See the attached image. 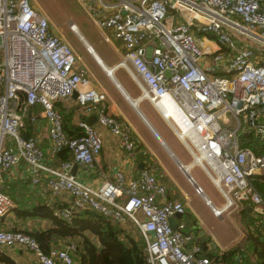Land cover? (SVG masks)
I'll return each instance as SVG.
<instances>
[{"label":"built area","instance_id":"obj_1","mask_svg":"<svg viewBox=\"0 0 264 264\" xmlns=\"http://www.w3.org/2000/svg\"><path fill=\"white\" fill-rule=\"evenodd\" d=\"M81 1L97 26L109 31L106 41L113 37L122 43L118 66L143 99L161 112L173 105L181 114L186 126L181 134H187L182 143L225 200L216 207L189 176L213 214L221 217L244 202L263 214L255 182L264 178V154L242 140L254 135L264 141V0ZM0 57V175L24 165L34 187L47 186L56 197L67 194L69 206L62 215L68 222L82 210L121 223L130 219L145 241L147 264H215L201 256L196 237L185 233V219L173 227L171 219L183 218L187 208L168 197L151 161L137 178L120 173L116 182L100 187L72 173L75 164L94 168L104 145L88 119L79 122L81 137L65 134L57 104L75 96L86 115L96 114L97 122L120 138L131 160L141 151L131 126L109 113L106 92L93 85L73 47L31 0H0ZM36 106L47 121L53 154L68 147L73 161L52 166L39 139L22 134L27 117L37 124L38 114L27 111ZM14 207L0 185V217ZM16 247L39 264H77L69 249L53 246L45 252L31 235L0 228V252Z\"/></svg>","mask_w":264,"mask_h":264},{"label":"rangeland","instance_id":"obj_2","mask_svg":"<svg viewBox=\"0 0 264 264\" xmlns=\"http://www.w3.org/2000/svg\"><path fill=\"white\" fill-rule=\"evenodd\" d=\"M31 1L37 9L41 10L48 16L52 28L59 32L61 36L73 47L78 56V63L85 65L93 85L106 92V104L108 106L109 113L131 126L132 133L137 141L139 150L150 156V160H152V163L160 173V179L162 180L163 173H165L168 168H170L167 166L168 163L175 166L177 169L180 168V166L171 153L166 150L163 143L158 139L157 134L150 129L148 124L139 115L138 110L141 111L142 114H144L145 117H147V119L152 123L155 130L160 134V136L163 138L162 140L173 151L174 155L183 160V165L189 166L193 162V158L186 146L182 143L178 134H176L173 130V124L171 127V123L169 124V122L166 121V118H164V116L161 114L162 112L149 100L140 99V97H142L141 89L134 83L124 68L120 67L116 69V66L118 67L119 62L123 57L122 55H124L122 54V45L118 42L114 43V40H111V38L110 41H106V38L104 39V30L97 26V24L93 21L83 6L84 2L81 0ZM72 23L77 25V29L81 32L88 44L93 47L94 51L101 56L104 63L109 68L115 67L114 78L117 80L118 84H120L121 89L117 87L115 81L107 75V72H105L97 64L92 56V53L88 51L87 47L79 38V36L71 31L70 26ZM124 92L127 94V96H129L131 99L129 100L131 102H137V100H139V102L133 106L132 103L126 98L127 96ZM165 115L167 118H171L168 111H165ZM245 125L246 123L243 122V129ZM181 171L183 172L186 181L189 180L190 175L197 180L198 184L203 187L205 193L213 201L216 207H221L224 205L225 200L222 194L214 185L208 174L199 165L192 167L190 172H188V175L183 169ZM188 185L191 188V190H188V193H190L191 196H193V194L195 196H199L195 191V187L190 183H188ZM24 195H26L25 192ZM192 205L195 207L197 206L196 211L199 213L202 219L200 225L205 238H209L210 252H222V249L232 246L234 241L237 240V243H234L233 246H238L240 248V252L246 253L249 260L256 262V257L247 248L248 238L250 235H253V233L250 230L249 224L247 222L249 219L247 216H245L241 209H228L222 213L221 217H219L215 216L211 211L212 209L210 210L199 198H196V202H193ZM188 213L189 211L187 210V214ZM16 220H18L20 225H24L21 227V230H36L35 221L37 220L34 222H32V219H29V221L17 218ZM27 221L29 222L27 223ZM123 223L126 225V231L128 233L132 234L136 239L141 237L138 232L139 230L134 226L130 219L124 221ZM6 226L0 228L8 230L13 229L12 224L10 227ZM92 240L98 244L96 238L92 237ZM70 242L72 243V246L69 251L73 253L74 256H76L75 250L77 249L76 245L78 240H70ZM215 242L220 248H224L219 249ZM53 246L66 248L64 242L55 244ZM240 257L241 255L238 254V259H240Z\"/></svg>","mask_w":264,"mask_h":264},{"label":"trees","instance_id":"obj_3","mask_svg":"<svg viewBox=\"0 0 264 264\" xmlns=\"http://www.w3.org/2000/svg\"><path fill=\"white\" fill-rule=\"evenodd\" d=\"M224 50L225 48H223ZM27 111L30 115L33 111L36 112L33 109ZM61 111L64 114V132L67 137H81L84 134L83 129L79 125L71 123L73 114H68L64 109ZM22 134L26 138L35 136V125L28 117L26 128ZM242 144L252 147L258 154H264V141L254 135L244 137ZM140 154L143 157L147 156L142 152ZM57 157H60L59 163L73 161V154L68 147L59 151ZM18 179L19 177L6 182L8 184L4 185V188L1 186L15 204L11 213H14L18 219L46 220L50 226L34 231L17 228L11 230L22 231L31 235L39 242L45 252H49L53 245L62 240H78L75 250L76 256H74L77 264H147L144 239L142 237L136 239L126 231L121 222L94 210L77 211L73 214L72 220L68 222L63 218L62 211L69 205L59 207L50 205L34 194H30L29 197L24 195V192L27 194L24 191V181ZM255 184L264 201V178H258ZM244 203L245 206L239 209L249 219L247 222L253 235L248 238L247 248L256 257V262L249 260L247 254L240 252L238 246H233L225 251L221 250L222 252H210L209 238H205L199 221L193 215L186 213L184 217L187 227L184 231L196 237L201 246V256L209 257L215 264H264V213L259 214L253 209L250 212L248 203ZM92 237L97 239L99 245L92 240ZM238 254L241 255L240 259H238ZM0 264L18 263L4 250L0 252Z\"/></svg>","mask_w":264,"mask_h":264},{"label":"crops","instance_id":"obj_4","mask_svg":"<svg viewBox=\"0 0 264 264\" xmlns=\"http://www.w3.org/2000/svg\"><path fill=\"white\" fill-rule=\"evenodd\" d=\"M109 34H110L109 31L104 30V32H103L104 39L106 38V35H109ZM112 39L114 40L113 41L114 43L118 42L122 45V43L119 42L118 40H116L115 38L111 37V40ZM214 48L217 49V47H214ZM96 54L99 57V59L101 60V62L103 64H105L103 59L101 58V56L98 53H95V55ZM122 54H124L123 45H122ZM92 56H93L94 60L96 61L94 54H92ZM80 65L85 67V65H83V64H80ZM105 66H107V65L105 64ZM59 107H61V108H59ZM35 108H34V110H36V114H38V122H37V124H34L35 125V137H37L39 139L40 146L44 150L46 162H49L52 166L56 167L58 165V163L60 162V157H57V153L53 154V152H52V145H51V141L49 138V132H48L49 127H48L46 119L42 116V111H41L42 107L36 106ZM57 108L60 110V112L62 114H63V112L61 110H63V109L68 114H73L72 122H71L73 125L78 126L79 122L81 120L92 119V121H93L92 124L96 127V129L101 133V135L103 137V140H104L103 150H102L101 156L98 158L96 166L94 168H91V169H86L83 166L78 165V169L74 173V175H76L78 178H80L84 182L88 183L89 185H91L93 187H100L103 184H105L106 182L114 183L117 181V176L120 173H123L128 179L137 178L140 175V172L142 170L141 164H144V167H146V165L150 161L152 162V160H150V156L147 155L146 157H143V156H141V154H139L137 156L136 161L131 160L130 157L127 155V152L122 148L120 138L114 136L113 134H111L107 130V128L101 126L97 122L96 114L86 115L84 113L83 109L81 108V106L77 104L75 97L70 98L66 102L59 103V105L57 104ZM173 109H174V107H173ZM167 111L169 112L170 109L168 108ZM174 111H175V109H174ZM138 113L143 118V120L148 124L150 129L157 134L158 139L163 143L164 142L162 140L163 138L155 130L152 123L147 119V117H145L144 114H142L141 111ZM63 116H64V114H63ZM94 118H95V120H94ZM125 119H126V117H125ZM124 123H126V122H124ZM163 145L168 152L172 151V150H170V148L167 144L163 143ZM142 153H144V152H142ZM174 158H175L176 162L178 159L181 164H184L182 162L183 160L181 158L176 157V156ZM61 163H59V165ZM178 165L180 166L179 163H178ZM167 166L170 168H168V170L165 173H163V178H162L161 182L164 185L166 184L165 186L167 187V190H168V197L171 199L180 200V201L184 202L187 210L189 211V214L193 215V217H195L201 224L202 219H201L199 213L196 211L197 206L195 207L194 205H192V203L193 202L195 203L196 198H199L210 210H211V208L205 203L203 197L201 198V196L200 197L195 196L194 194H193V196H191L190 193H188V190H191V188L188 185L189 182H188V180L186 181L185 176H184L183 172L181 171L182 170L181 168L177 169V168H175V166H173L169 163ZM176 167H177V165H176ZM158 174L160 175L159 172H158ZM17 177H19V179L22 182L24 181L23 182L25 184L24 185V191L27 192L26 196L29 197L30 194H34V195L40 197L41 199H44L45 201H47V203H49L50 205H56L59 207H64V206L68 205L69 196L67 194H63L62 196L56 197V196H52V194H51V192L47 186L34 187L33 183H32V177L27 172L24 165H21L20 167L15 168V169L7 172V173L1 174L0 175V185L4 188V185L8 184L6 182L13 181ZM248 206L250 207L249 208L250 212H252L253 211L252 206L251 205H248ZM16 219L17 218L15 217L14 213H11L5 217H0V227L6 226V225H7L6 227H10L12 224L13 228H18L19 230H21V227H23L24 225H20L18 220H16ZM182 219H185V218L184 217L183 218L178 217V218L174 219L175 225H176L177 220L181 221ZM12 220H15V221H12ZM29 221H27V223ZM34 221L35 220H32V222H34ZM35 222H36L35 223L36 229H45V228L50 226V223L46 220L37 219V221H35ZM122 225H125V224L122 223ZM125 229H126V225H125ZM236 241L237 240H235L234 243H237ZM61 242H64L66 249L70 250L72 243L69 240H62V241H60V243ZM233 244H232V246H233ZM216 246L219 249L224 248V247L220 248L217 245V243H216ZM232 246H230L226 249L224 248L222 250L225 251V250L231 248ZM6 251H7L8 255L12 259H14L18 264H39L35 260L34 256L24 248H17L16 247V248H12V249H7ZM72 255H73V253H72Z\"/></svg>","mask_w":264,"mask_h":264},{"label":"bare ground","instance_id":"obj_5","mask_svg":"<svg viewBox=\"0 0 264 264\" xmlns=\"http://www.w3.org/2000/svg\"><path fill=\"white\" fill-rule=\"evenodd\" d=\"M78 27L77 26H74V29H76V34L79 36V38L83 41V43L85 44V46L87 47L88 51L92 54H94L95 56V59L97 61V63L101 66V68L107 72V75L116 82L117 86L121 89V86H119L117 80L114 78V70H115V67L114 68H109L108 66H105V64H103L101 62V60L99 59V57L97 56V54L95 55V51L93 49V47L91 45L88 44V42L86 41V39L83 37V35L81 34V32L77 29ZM119 68V66L117 67L116 66V69ZM125 93V92H124ZM127 96V94H125ZM128 97V96H127ZM126 97V98H127ZM128 99V98H127ZM141 100H143V97H140ZM129 100V99H128ZM131 100V99H130ZM129 100V102H131ZM139 101L137 100V102H131L133 106H135V104H137ZM138 107V105H137ZM173 105L169 106V113H170V116L171 118H167L166 115H165V111H163L161 114L164 116V118H166V121L169 122V124L171 125L172 127V124H173V130L175 131L176 134H178L179 138L182 140L184 138L185 135L184 132H186V126L184 124V122L182 121V117H181V114L178 112L177 108L174 107L173 109ZM157 108V107H156ZM138 112H140L138 110ZM178 112V113H177ZM174 126H175V129H174ZM181 131L183 134H181ZM183 141V140H182ZM184 142V141H183ZM164 143V142H163ZM185 143V142H184ZM186 145V144H185ZM204 160V158H202V161ZM198 166L199 165V160H193V162L187 166V165H184L183 166V170L184 172L188 175V172H190V169L194 166Z\"/></svg>","mask_w":264,"mask_h":264},{"label":"water","instance_id":"obj_6","mask_svg":"<svg viewBox=\"0 0 264 264\" xmlns=\"http://www.w3.org/2000/svg\"><path fill=\"white\" fill-rule=\"evenodd\" d=\"M119 86H120V84H119ZM126 94V93H125ZM76 97V96H75ZM128 99H130L129 98V96L127 97ZM94 120H95V118H94ZM88 122L89 123H93V121H92V119H89L88 120ZM165 143V142H164ZM166 144V143H165ZM171 150V149H170ZM171 153V155L173 156V157H175V155H174V153L171 151L170 152ZM177 159V158H176ZM177 162L181 165V163L179 162V160L177 159ZM141 167H142V169L144 168V164H141ZM181 167L183 168V165H181ZM78 169V165L77 164H75V166L73 167V169H72V173L74 174L75 172H76V170ZM250 208V207H249ZM178 217H181L182 215H177ZM171 223H172V225H173V227H175L176 225H175V223H174V218H172L171 219Z\"/></svg>","mask_w":264,"mask_h":264}]
</instances>
